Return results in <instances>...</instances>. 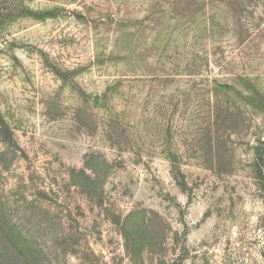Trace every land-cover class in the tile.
Here are the masks:
<instances>
[{"label":"rangeland","instance_id":"1","mask_svg":"<svg viewBox=\"0 0 264 264\" xmlns=\"http://www.w3.org/2000/svg\"><path fill=\"white\" fill-rule=\"evenodd\" d=\"M0 217L36 264H264V0H0Z\"/></svg>","mask_w":264,"mask_h":264},{"label":"trees","instance_id":"2","mask_svg":"<svg viewBox=\"0 0 264 264\" xmlns=\"http://www.w3.org/2000/svg\"><path fill=\"white\" fill-rule=\"evenodd\" d=\"M0 264H36L32 254L20 246L12 230L0 217Z\"/></svg>","mask_w":264,"mask_h":264}]
</instances>
